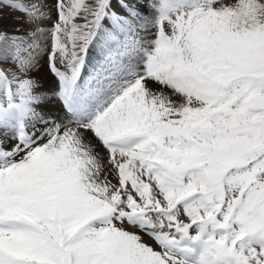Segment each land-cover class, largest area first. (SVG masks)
I'll return each mask as SVG.
<instances>
[{
  "label": "snow or ice",
  "instance_id": "obj_1",
  "mask_svg": "<svg viewBox=\"0 0 264 264\" xmlns=\"http://www.w3.org/2000/svg\"><path fill=\"white\" fill-rule=\"evenodd\" d=\"M0 264H264V0H0Z\"/></svg>",
  "mask_w": 264,
  "mask_h": 264
},
{
  "label": "rangeland",
  "instance_id": "obj_2",
  "mask_svg": "<svg viewBox=\"0 0 264 264\" xmlns=\"http://www.w3.org/2000/svg\"><path fill=\"white\" fill-rule=\"evenodd\" d=\"M52 2H53V0H50V3H52ZM15 16H17L19 18L15 19ZM20 17H23V16L21 14H19V13H12L10 15H8L6 13L5 21L7 23H5V25L7 26V30L9 32L13 31L15 28H20L21 30H26L28 28V25H26L24 23V20L20 19Z\"/></svg>",
  "mask_w": 264,
  "mask_h": 264
},
{
  "label": "bare ground",
  "instance_id": "obj_3",
  "mask_svg": "<svg viewBox=\"0 0 264 264\" xmlns=\"http://www.w3.org/2000/svg\"><path fill=\"white\" fill-rule=\"evenodd\" d=\"M48 2L50 3V0H48ZM16 18H19V17L15 16V19H16ZM20 19L24 20L23 17H20ZM5 23H7V22L5 21Z\"/></svg>",
  "mask_w": 264,
  "mask_h": 264
}]
</instances>
